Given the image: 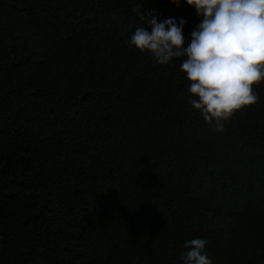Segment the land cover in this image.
Returning a JSON list of instances; mask_svg holds the SVG:
<instances>
[{
	"label": "trees",
	"instance_id": "16d2710c",
	"mask_svg": "<svg viewBox=\"0 0 264 264\" xmlns=\"http://www.w3.org/2000/svg\"><path fill=\"white\" fill-rule=\"evenodd\" d=\"M141 6V7H140ZM186 0H0V264H264V80L215 131L183 58L130 42Z\"/></svg>",
	"mask_w": 264,
	"mask_h": 264
},
{
	"label": "clouds",
	"instance_id": "9594fccd",
	"mask_svg": "<svg viewBox=\"0 0 264 264\" xmlns=\"http://www.w3.org/2000/svg\"><path fill=\"white\" fill-rule=\"evenodd\" d=\"M172 2L179 5L180 0ZM186 2L202 17L187 46L185 20L161 22L151 13L148 25L138 26L130 42L161 65L183 58L180 69L191 81L187 102L215 131H223L237 110L259 100L253 85L264 80V0ZM207 245L204 238L187 240L180 259L184 264H213Z\"/></svg>",
	"mask_w": 264,
	"mask_h": 264
}]
</instances>
